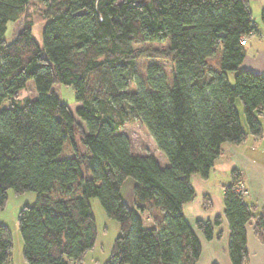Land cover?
<instances>
[{"label":"trees","instance_id":"trees-1","mask_svg":"<svg viewBox=\"0 0 264 264\" xmlns=\"http://www.w3.org/2000/svg\"><path fill=\"white\" fill-rule=\"evenodd\" d=\"M20 20L8 42V24ZM42 21L40 47L33 27ZM257 32L249 0H0V208L10 190L37 194L18 215L28 264L83 262L97 240L93 198L120 227L105 264H198L202 246L184 214L196 198L191 177L207 179L223 145L264 133V75L241 69V40ZM146 43L168 47L134 51ZM140 58L168 61L171 82L152 65L129 92ZM30 82L37 98L23 102ZM55 84L74 89L82 124L52 92ZM137 120L166 166L134 154L119 133ZM67 141L75 153L61 158ZM129 178L133 206L121 193ZM241 178L232 172L222 216L195 223L207 241L220 240L216 230L227 224L231 264H249V224L264 244V209L257 213L237 192ZM12 249V233L0 225V264H10Z\"/></svg>","mask_w":264,"mask_h":264},{"label":"crops","instance_id":"crops-1","mask_svg":"<svg viewBox=\"0 0 264 264\" xmlns=\"http://www.w3.org/2000/svg\"><path fill=\"white\" fill-rule=\"evenodd\" d=\"M260 4V11L264 10V0H249ZM252 19L258 32L247 37L245 50L246 56L241 69L264 75V26L254 17V11L250 4ZM243 130L248 132L244 126L242 113L237 106ZM260 118L264 132V124ZM247 125V124H246ZM163 160V159H161ZM159 159V161L161 162ZM163 166H166L161 162ZM239 171L242 174L241 184L246 188V200L255 206L256 212L264 209V133L262 137L255 138L249 135L239 145H223V154L215 162L209 177L203 179L199 175L191 177V185L196 193V198L184 206V214L187 221L194 228L197 238L202 246V253L198 264H231L229 256V229L226 223L217 228L216 232L222 233L220 240L207 241L204 235L195 228L198 220L213 221L222 216L224 212L225 188L232 183V172ZM208 200V207H205ZM247 248L249 251V264H264V244L260 243L254 233V223L247 226ZM82 263V262H81ZM80 263V264H81ZM10 264H16L11 261ZM74 264V263H73Z\"/></svg>","mask_w":264,"mask_h":264},{"label":"rangeland","instance_id":"rangeland-1","mask_svg":"<svg viewBox=\"0 0 264 264\" xmlns=\"http://www.w3.org/2000/svg\"><path fill=\"white\" fill-rule=\"evenodd\" d=\"M252 10L254 11V17H256L262 26L260 4L261 1L255 3L251 1ZM38 7H34L32 11H38ZM46 25V21H42L40 23L35 24L33 27V37L37 44L42 47L43 39L42 32ZM23 28V20L18 22H10L7 26V33L5 35V39L8 42H11L16 35ZM247 40V38H246ZM245 46V45H244ZM168 47V43H146L143 45H136L134 47V51L140 52L144 50H165ZM216 59V57L214 58ZM213 59V60H214ZM152 65L159 66L164 74L167 76L168 81L171 82V70L172 67L168 61L161 59H147L140 58L137 60V74H136V82L130 87L129 92H134L138 89V83H144L147 78L148 68ZM231 83L234 84L233 76L231 75ZM52 92L59 98V100L66 104L70 110L72 111L76 123L82 124L81 120L76 115V110L79 107V104L76 103L75 92L74 89L70 86H66L63 84H55L52 87ZM37 92L34 89L33 82H30L26 89L21 92V100L24 102L28 99H36ZM237 106L240 108L242 113V118L244 121V126L247 128V123L244 117L243 108L240 100L237 102ZM262 122L264 124V117L262 118ZM119 133L125 134L132 146V151L136 155H145V156H154L158 160L164 164L167 163L166 157L159 152L155 141L148 130L143 126L140 121H132L129 124H126ZM75 142L77 146L81 148L80 135L77 134L75 137ZM74 147L70 141H67L64 145L63 151L60 155L61 158H69L74 155ZM135 185V181L132 178H129L123 184L121 193L125 201L129 206H133L134 198H133V187ZM239 193L246 196V188L243 184L239 187ZM37 194L35 192H27L24 194L17 195L13 190L8 192V199L3 208H0V225H6L11 233L13 238V249H12V261H15L16 264H28L24 258V243L19 230L18 225V215L19 212L27 206H33L36 202ZM91 206L93 209V213L96 219L97 226V240L95 247L89 251L81 264H105L109 261L112 248L116 238L120 235V227L119 224L110 219L101 203L97 198H93L90 200Z\"/></svg>","mask_w":264,"mask_h":264},{"label":"built area","instance_id":"built-area-1","mask_svg":"<svg viewBox=\"0 0 264 264\" xmlns=\"http://www.w3.org/2000/svg\"><path fill=\"white\" fill-rule=\"evenodd\" d=\"M241 44L244 46L245 44H246V38H243L242 40H241ZM237 192L239 193L240 191H239V188L237 189Z\"/></svg>","mask_w":264,"mask_h":264}]
</instances>
